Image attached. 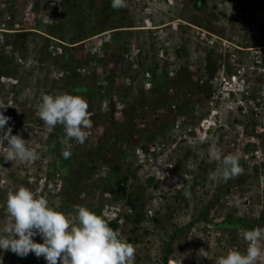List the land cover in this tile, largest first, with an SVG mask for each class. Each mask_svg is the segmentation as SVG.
Listing matches in <instances>:
<instances>
[{
    "label": "rangeland",
    "instance_id": "1",
    "mask_svg": "<svg viewBox=\"0 0 264 264\" xmlns=\"http://www.w3.org/2000/svg\"><path fill=\"white\" fill-rule=\"evenodd\" d=\"M52 3L60 8L53 17ZM200 7L196 10L191 0H126L118 10L111 0H0V21L9 14L10 28L21 30L5 34L4 47L15 51L19 39L24 44L15 52L20 62L13 51V57L9 52L0 59V105L13 102L6 115L12 134L28 140L38 155L27 164L6 162L0 144V227L11 219L5 213L8 194L25 187L44 196L73 226L77 206L118 207L124 217L117 225L135 248L134 264H162L164 258L166 264H216L229 251L246 254L244 223L264 228V0H206ZM62 30L75 31L87 53L74 60L72 73L68 48L60 47L56 58L39 52L46 35L61 38ZM94 44L103 47L97 60L90 57ZM111 53L119 55L121 70L113 93L122 92L116 99L121 109L113 112L99 107L107 91H97L105 84L102 73L110 71ZM143 72L162 83L159 91H142ZM232 76L252 96L219 95L211 104V92ZM46 94L82 97L93 122L84 144L64 142L62 150L72 155L59 182L51 178L58 167L52 171L51 153L63 128L49 131L37 115ZM238 102L247 105L245 116L228 110ZM253 103L263 106L257 117ZM212 146L222 155H237L243 174L227 182L210 179L219 167L210 158ZM123 176L126 192L117 196L112 184ZM154 198L161 200L154 203ZM148 210L151 218L145 217ZM134 212L143 216L138 226ZM205 216L211 224L202 222ZM260 245L264 248V239ZM40 259L0 253V264H46ZM257 264H264V256Z\"/></svg>",
    "mask_w": 264,
    "mask_h": 264
},
{
    "label": "clouds",
    "instance_id": "2",
    "mask_svg": "<svg viewBox=\"0 0 264 264\" xmlns=\"http://www.w3.org/2000/svg\"><path fill=\"white\" fill-rule=\"evenodd\" d=\"M111 7L116 10L122 9L126 7V0H111ZM54 35L65 43L58 34ZM81 45L83 44L78 42L72 46L59 45V48L69 49ZM104 99L106 108L110 109L107 96ZM113 104L116 110L115 98ZM6 110V106L0 105V144L5 145V161L12 163L19 161L24 164L35 161L38 155L29 146L28 140H24L18 134H12L13 127L9 126L11 117L5 115ZM37 115L49 131L60 125L69 140H75L80 144L85 143L87 130L93 127V122L89 118L88 103L80 96L46 94L42 97ZM209 153L210 158L219 164V167L209 174L210 179L216 180L219 176L227 182L243 174L244 169L240 166L237 155H222L215 146L210 147ZM61 154L65 159L72 155L70 151H62ZM160 200L154 198L153 202L158 203ZM74 211L77 213L75 226L71 225L64 213L50 208L44 196L36 197L25 187L10 192L5 213L11 219L0 227V253L10 251L21 258H26L31 253L37 258L42 257L46 264H134V246L124 241L120 232L109 226L112 223L117 224L124 217L119 215L118 207L110 208L106 205L91 211L77 206ZM115 211L118 218L108 221L107 213ZM149 211L152 212L148 210L147 213ZM148 216L145 217H152ZM242 236L248 244L246 254L232 250L219 257L216 264H257V260L264 256V248L260 245V241L264 239V228L243 230ZM36 237H40L43 242H35Z\"/></svg>",
    "mask_w": 264,
    "mask_h": 264
},
{
    "label": "trees",
    "instance_id": "3",
    "mask_svg": "<svg viewBox=\"0 0 264 264\" xmlns=\"http://www.w3.org/2000/svg\"><path fill=\"white\" fill-rule=\"evenodd\" d=\"M191 2L193 3V6L195 7L196 10H199L201 8L200 5L203 6V5L206 4V0H191ZM62 22H63L64 25L66 24V22H68V14L67 13H65L64 19L62 20ZM61 38L63 39V41L66 44H68L70 46L75 45V44H77L79 42V38L75 36V31L73 33V31H67V30L64 31V30H62V37ZM22 41L23 40H20V39L17 41V42H19V47H15L14 48V50H15L14 51V54H16L15 53L17 51L16 49L23 50L24 44H23ZM119 41L120 40H118V42ZM118 42H117V49H115V50H117L118 52H120L121 51L120 49L122 47L118 45ZM112 44L113 43L110 42V44L108 43V46H111ZM108 46H106V47L108 48ZM39 52H41L44 55H45V53L47 55H49L48 52H47V49H46V46L45 45L39 49ZM84 55H85V58H86L87 53L85 52V49L82 46H74V47H71V48L67 49V51H66V56H67L66 57L67 58L66 63L68 65V67H67V69L69 71L68 73H72V72L75 71V64H76V62L74 60L77 59V60L80 61L81 58L82 59L84 58ZM118 58H119V55H116V54L113 55L111 53L110 54L111 63L109 65L110 71H109V73L108 72H105V73H102V75H101V77H102L101 80H104V82H105L104 86H105V88H107V90H106L107 91L106 92V96H107V101H108V105L110 107L111 112H113V110H114L113 99L115 98V95H114L113 91L118 86V83H117L115 74H116V72H119V73L121 72V70L119 69V67H118V65L116 63L117 62L116 60ZM0 59H3V57L1 55H0ZM120 60H122V59H120ZM120 60L118 62H120ZM18 62H20V61H18ZM161 85H162V83H160V81H157L154 84V89L150 93L153 94V93H156V90L159 91V88L161 87ZM97 91H99V89H97ZM61 128H63V127L60 126L59 129H61ZM62 131L59 130L58 137L55 138L56 140L53 142L55 149L53 150L54 152L51 153V154L55 155V157H54L55 159H54V162H53V164L55 166L53 165L52 171L55 169L56 164H57L58 167H60V168H62L64 170H67L68 162L70 163L69 158L68 159L63 158V156H62L61 153H62V151H63L62 149L64 148V145H65L64 142L65 143L67 142L69 145L70 144L72 145V144L75 143V140H69L66 137V135L63 134ZM51 178L53 179V176ZM127 180H128V177L127 176H123L121 179H118V180L113 181V184H112L113 185V189H112V191H113V193H115V195L118 196V195L123 194V193L126 192L125 184L127 183ZM196 181L198 182L199 181V178ZM56 186L58 187V184ZM56 186H54V188H57ZM228 192H229V190L226 189V187H225L223 193L226 194ZM98 214L99 213H97V215ZM141 222H143V216H142V214L141 213L139 214L137 212H134L133 213V224L135 226H138ZM202 222H204L205 224L208 225V224H211L212 221L211 220H208L207 216H205V217H203ZM227 224L228 225L232 224V221L227 220ZM261 225L264 226V221H262V224ZM109 226L113 230H116L118 232H121L120 231V227L116 223L109 224ZM243 226H242V228L246 230V229H253L255 226H258V224H255V223H244ZM120 234H121V237H123L122 236V233H120ZM169 253H170V249H169ZM43 260L44 259L41 257L40 262H42ZM166 262H167V259L164 258L163 261H162V264H166Z\"/></svg>",
    "mask_w": 264,
    "mask_h": 264
},
{
    "label": "built area",
    "instance_id": "4",
    "mask_svg": "<svg viewBox=\"0 0 264 264\" xmlns=\"http://www.w3.org/2000/svg\"><path fill=\"white\" fill-rule=\"evenodd\" d=\"M43 5H45V3ZM51 5H53L54 7H51V8L48 7V8H49L50 15L53 17V16H56L58 14L57 12H58V10H60V8H59V5H56L55 3H52ZM43 18L48 20V15L44 14ZM11 22H12V19H11V16L9 14H7L2 19V22H0V55L3 58L9 52H10L9 54L12 56V49H13V46L11 47L12 49L10 47H8V48L6 46L4 47V45H6L4 35L5 34H15L17 32H21V30H19V31L12 30V28H10ZM45 38L47 39V42L44 45H47V52L52 58H55L57 56V54L60 53L59 45L66 46V44L63 43L62 41H60L59 39H57L54 34L46 35ZM8 50H11V51H8ZM90 53H91L90 57H92V58L95 57V59H96V56L102 57V48L99 47L98 45L94 44V46H92V48L90 50ZM15 58L17 60L20 59V58H18L17 55H15ZM93 63H94L93 65H95L96 61L95 62L93 61ZM134 67H135V65H134ZM141 76L142 77H141L140 86L142 88V91H144L146 93L151 92L154 89V84H155L154 77L152 76V74L150 72H143V74ZM236 78H237L236 76H232L230 78V81L229 80L228 81L222 80L223 83H222V85L219 86L218 90L213 91L210 94L209 99H210L211 104H212V100H216L217 98H219L218 97L219 95L224 99H229L230 97L234 98V97L239 96V97H242L243 100H244V98L246 99V98H249V96H252L249 93V89L247 87H245V85L244 86L242 84L238 85V83L235 82ZM99 83H101V80L99 81ZM233 84L236 85L237 87H232V86H234ZM99 87H100V85H99ZM97 89H99V91L102 90L103 93L106 92V90H107V88H105V86H104V83L103 84L101 83V88L97 87ZM121 95H122V92L120 93V95L115 97V101L117 103V110H120L121 107L118 105L119 103L117 102L116 99H119V97H121ZM11 99H12V97H11ZM258 102H260V100H257V103ZM238 104L239 105L236 107H229L228 110L230 112L237 111V113H239L240 115L245 116L247 113V105L244 106L241 102H238ZM4 106L7 107V110L5 111V115L9 114L10 110H13L15 108L13 102H11V101H7V104H4ZM260 106H255V104L253 103L252 115L254 117H257L258 114L261 115V112H259V110H262L263 106L262 107H260ZM100 107L102 110L106 109L107 104H106L105 99H103V101L101 102ZM214 114H216V113L212 112L211 116H215ZM204 122H208V121L204 120ZM62 132H63V134H65L64 130ZM140 157H142V156H140ZM63 171H64V169H62L60 167H57V169H55V172H54L55 177L53 176L54 177L53 179L56 182H59V179L61 178V174L63 173ZM101 172H102V170H101ZM100 176L103 177L102 174ZM96 177H99V176H96ZM82 196H84V195H82ZM107 214L108 215H106V218L108 221L118 218L116 211L112 212V213H107ZM148 214H149V216H152V212L149 211Z\"/></svg>",
    "mask_w": 264,
    "mask_h": 264
},
{
    "label": "crops",
    "instance_id": "5",
    "mask_svg": "<svg viewBox=\"0 0 264 264\" xmlns=\"http://www.w3.org/2000/svg\"><path fill=\"white\" fill-rule=\"evenodd\" d=\"M108 48L111 49L112 47H111V46H108ZM111 57H112V56H111ZM109 62H110V60H109Z\"/></svg>",
    "mask_w": 264,
    "mask_h": 264
},
{
    "label": "water",
    "instance_id": "6",
    "mask_svg": "<svg viewBox=\"0 0 264 264\" xmlns=\"http://www.w3.org/2000/svg\"><path fill=\"white\" fill-rule=\"evenodd\" d=\"M263 124H264V115H263Z\"/></svg>",
    "mask_w": 264,
    "mask_h": 264
}]
</instances>
